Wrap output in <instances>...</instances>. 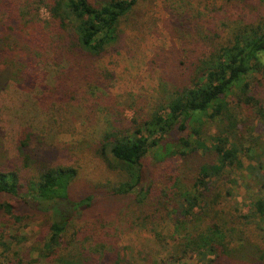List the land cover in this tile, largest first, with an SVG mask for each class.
I'll return each mask as SVG.
<instances>
[{
  "label": "rangeland",
  "instance_id": "obj_1",
  "mask_svg": "<svg viewBox=\"0 0 264 264\" xmlns=\"http://www.w3.org/2000/svg\"><path fill=\"white\" fill-rule=\"evenodd\" d=\"M11 2L0 0V42L13 48V63L0 67V164L27 170L16 151L24 131L31 135L24 147L32 161L27 174L36 175L43 164L78 169L71 185L73 198H93L90 208L81 212L74 224L85 229L90 239L81 244L82 236H75L66 250L59 251L63 260L65 253L80 258L81 250L87 264L110 262L116 251L125 264L172 261L171 224L135 219L138 208L131 197L109 192L118 176L95 156L96 143L102 131L128 125L133 117L147 118L164 105L168 89L185 78V69L184 73L189 72L198 59L225 43L234 27L260 18L262 0H139L120 24L117 44L91 60L58 46L57 37L46 25L49 15L43 6L38 11V26L30 23L20 34L6 30L8 24L15 32L20 29L8 17ZM255 79L253 91L264 95V71L256 73ZM226 100L227 108L238 113V119L246 120L247 110L230 96ZM205 128L208 137L214 135L211 123ZM234 131L230 141L240 149L243 168L231 178L234 182L226 183L230 197L225 214L216 216L219 220L212 218L213 213L208 215L216 222L229 221L225 230L221 229L226 254L214 258V253L203 257L185 252L174 264H264V214H256L253 206L257 199L264 202V120L251 115ZM174 159L165 160L161 167L149 156L143 164L141 186L162 178L165 167L173 164L180 165L185 178L187 171L195 172L199 159L212 162L213 155L200 150L189 154L185 162ZM26 208L33 218L10 222L6 242L12 251H20L26 262L57 264L39 256L48 214L29 205ZM197 224L204 227L202 222ZM5 261L0 258V263Z\"/></svg>",
  "mask_w": 264,
  "mask_h": 264
},
{
  "label": "trees",
  "instance_id": "obj_2",
  "mask_svg": "<svg viewBox=\"0 0 264 264\" xmlns=\"http://www.w3.org/2000/svg\"><path fill=\"white\" fill-rule=\"evenodd\" d=\"M138 1L12 0L7 7L11 13L8 17L17 22L20 29L15 32L10 24L5 28L20 34L30 23L38 26V11L43 6L49 15L46 25L57 37L58 46L91 60L117 44L120 24ZM4 5L7 6V1ZM12 50L11 46L0 42V67L13 63ZM263 58L264 0L258 20L234 27L225 43L198 59L189 72L184 73L186 69L182 72L185 78L168 89L164 105L147 118L133 117L128 125L102 131L96 143L95 156L118 176L109 192L131 197L138 208L135 219L171 224L173 259L166 261L167 264L178 262L185 252H197L203 257L214 253V258L226 254L221 229L225 230L229 221L216 222L208 215L213 213L212 218L219 220L216 216L225 214L224 207L230 197L226 183L234 182L231 178L243 168L240 149L230 141L235 137V127L251 115L264 120V95H258L252 87L255 74L264 71ZM227 96L247 110L246 120L238 119V113L227 108ZM209 123L215 128L210 137L205 128ZM185 131L187 134L181 135ZM30 136L29 132L22 131L16 145L17 156L26 171L0 164V258L6 259L0 264H31L20 251H12L5 234L10 222L33 218L30 215L34 214L26 208L28 205L47 213L50 218L42 227L39 256L57 264H84V251L80 250V258H71L65 253V260L59 251L66 250L78 234L82 236L81 244L90 239V235L85 234L87 231L76 227L74 221L90 208L93 195L79 200L73 198L71 185L78 176L76 166L43 164L36 169V175L27 174L32 161L24 147ZM200 150L203 154L211 153L213 161L199 159L194 165L195 172L187 171L185 178L181 176L180 165H169L165 167L166 173L161 174L162 178L155 182L151 179L148 186H141L143 164L149 156L156 162L155 166L163 167L167 159L179 158L185 162L189 154ZM185 180L189 181L188 185ZM253 206L256 214H264L263 199L254 201ZM199 222L204 227H198ZM180 229L186 232L182 234ZM177 232H180L178 237ZM159 236L155 233V238ZM4 253L9 255L2 256ZM110 257L113 258L110 262L107 259L101 264H125L117 251Z\"/></svg>",
  "mask_w": 264,
  "mask_h": 264
}]
</instances>
